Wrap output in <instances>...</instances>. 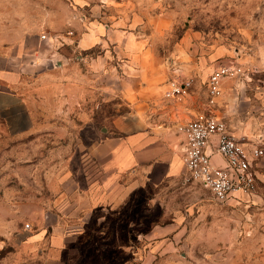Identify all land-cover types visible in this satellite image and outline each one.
<instances>
[{
  "label": "rangeland",
  "instance_id": "374dc122",
  "mask_svg": "<svg viewBox=\"0 0 264 264\" xmlns=\"http://www.w3.org/2000/svg\"><path fill=\"white\" fill-rule=\"evenodd\" d=\"M107 1L126 14V28L138 20L131 31L150 57L180 79L200 78L202 100L215 64L239 65L222 80L219 114L237 137L264 146V0ZM66 2L0 0V23L53 10L59 23ZM89 20L71 16L59 29L77 35ZM100 56L98 71L91 62ZM60 58L44 78L26 79L21 114H0V264H264V155L256 190L226 203L158 167L150 178L140 167L103 181L99 143L119 134L116 119L137 120L124 72H112L118 58L97 47Z\"/></svg>",
  "mask_w": 264,
  "mask_h": 264
},
{
  "label": "crops",
  "instance_id": "0c3cea01",
  "mask_svg": "<svg viewBox=\"0 0 264 264\" xmlns=\"http://www.w3.org/2000/svg\"><path fill=\"white\" fill-rule=\"evenodd\" d=\"M64 10L66 15L59 23L53 18L57 16L56 10L47 12L46 17L40 13L21 12L19 15L22 17L14 26L0 23V114H21L20 108H25L26 102V92L21 89L26 79L44 78L51 71L52 62H66H62L61 58L55 59L57 51H88L97 47L118 58L112 72L115 66L123 70L120 86L131 102L129 105H132L130 117L137 119L136 122L122 117L116 119L115 128L119 134H112L99 143L97 157L100 158L102 171L106 172L103 181L115 182L123 174L140 167L148 169L149 178L155 175L157 167L161 168L159 174L168 179L185 174L180 151L182 136L177 133L176 124L188 121L204 107L207 95L202 100L195 90L200 78L194 81L190 93L167 97L166 93L172 90L175 81L186 80L191 75L180 79L169 71V66L159 64L147 54L144 41L131 31L138 22L136 18H132L129 28H126V14L120 13L121 8H114L107 0H68ZM71 16L81 21L90 19V22L87 26L78 22L77 35L71 31L61 32L60 26ZM47 27L59 29L56 31L58 34L47 31ZM45 32L56 35L58 40L50 37L43 39L41 35ZM62 57L71 58L67 54H62ZM106 62V57L100 56L93 59L91 65L100 71ZM224 65L227 64H215L211 74ZM180 70L188 72V69ZM201 70L202 67L193 65L195 74H202ZM53 76L54 81L57 80V76ZM219 104L220 100L215 110L222 117ZM142 111L146 113L144 119L138 118Z\"/></svg>",
  "mask_w": 264,
  "mask_h": 264
},
{
  "label": "built area",
  "instance_id": "2783aa9c",
  "mask_svg": "<svg viewBox=\"0 0 264 264\" xmlns=\"http://www.w3.org/2000/svg\"><path fill=\"white\" fill-rule=\"evenodd\" d=\"M43 39L55 35L43 33ZM242 70L239 65H224L211 74L204 108L191 119L176 124L182 136V153L186 178L208 189L217 202L226 203L237 195L252 194L258 186L257 167L264 155L263 143H249L230 130L224 117L218 116L216 107L223 94L222 80ZM194 79L175 81L167 97L188 94Z\"/></svg>",
  "mask_w": 264,
  "mask_h": 264
}]
</instances>
